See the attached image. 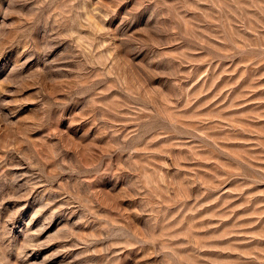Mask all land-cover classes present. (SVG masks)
Returning a JSON list of instances; mask_svg holds the SVG:
<instances>
[{"label": "rangeland", "instance_id": "374dc122", "mask_svg": "<svg viewBox=\"0 0 264 264\" xmlns=\"http://www.w3.org/2000/svg\"><path fill=\"white\" fill-rule=\"evenodd\" d=\"M0 264H264V0H0Z\"/></svg>", "mask_w": 264, "mask_h": 264}]
</instances>
